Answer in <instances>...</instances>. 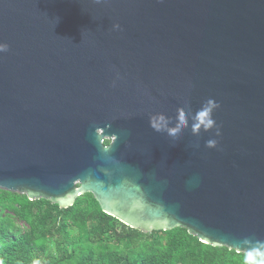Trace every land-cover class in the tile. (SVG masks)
<instances>
[{
    "label": "water",
    "instance_id": "1",
    "mask_svg": "<svg viewBox=\"0 0 264 264\" xmlns=\"http://www.w3.org/2000/svg\"><path fill=\"white\" fill-rule=\"evenodd\" d=\"M0 43V190L89 193L131 229L236 253L264 240V0H0ZM210 98L219 137L149 127Z\"/></svg>",
    "mask_w": 264,
    "mask_h": 264
},
{
    "label": "trees",
    "instance_id": "2",
    "mask_svg": "<svg viewBox=\"0 0 264 264\" xmlns=\"http://www.w3.org/2000/svg\"><path fill=\"white\" fill-rule=\"evenodd\" d=\"M244 255L182 228L131 229L104 214L89 193L61 209L0 190V264H243Z\"/></svg>",
    "mask_w": 264,
    "mask_h": 264
},
{
    "label": "clouds",
    "instance_id": "3",
    "mask_svg": "<svg viewBox=\"0 0 264 264\" xmlns=\"http://www.w3.org/2000/svg\"><path fill=\"white\" fill-rule=\"evenodd\" d=\"M97 2L99 3V0ZM119 28L118 24L112 25L113 30H118ZM7 50V44L0 43V53H4ZM117 79H119L118 75ZM112 86H115V81H113ZM218 108L219 104L210 98L201 105L194 115L186 113L183 108H178L174 126H169L173 122V118L166 117L161 113L150 115L148 123L152 130L157 133H166L174 141L178 140L183 131L189 127V119H191L190 131L193 136H199L201 131L207 133L215 129V136L219 137L220 128L213 119V112ZM217 143L216 139H209L206 141L205 147L213 149L217 146ZM241 244L246 249L244 250L243 264H264V240L252 241L246 238L241 241Z\"/></svg>",
    "mask_w": 264,
    "mask_h": 264
},
{
    "label": "rangeland",
    "instance_id": "4",
    "mask_svg": "<svg viewBox=\"0 0 264 264\" xmlns=\"http://www.w3.org/2000/svg\"><path fill=\"white\" fill-rule=\"evenodd\" d=\"M18 224H19L20 227H25V225L23 223H21V222H18Z\"/></svg>",
    "mask_w": 264,
    "mask_h": 264
}]
</instances>
